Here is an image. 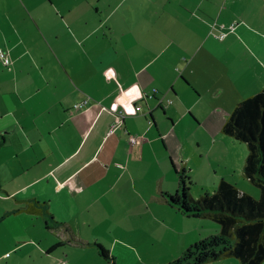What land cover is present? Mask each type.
<instances>
[{
    "label": "crops",
    "instance_id": "0c3cea01",
    "mask_svg": "<svg viewBox=\"0 0 264 264\" xmlns=\"http://www.w3.org/2000/svg\"><path fill=\"white\" fill-rule=\"evenodd\" d=\"M230 1L0 0V48L9 57L7 65L0 57L5 238L15 244L17 230L35 228L37 216L45 222L39 214L10 211L35 198L47 203L57 222L43 223L53 231L51 243L78 251L65 253L68 264H108L93 241L115 261L139 256V247L152 244L149 172L155 168L158 179L176 174V161L185 168L179 156L185 152L183 113L188 110L192 126L198 125L185 99L210 92L219 101L228 85L224 96L231 89L244 96L264 82L260 73L238 89L243 80H227L230 70H218L213 51L202 49L207 30L197 39L200 27L216 23ZM185 32L195 36L186 40ZM85 97L86 104L72 107ZM118 112L122 120L114 125ZM128 135L139 142H129ZM161 191L159 200L183 215Z\"/></svg>",
    "mask_w": 264,
    "mask_h": 264
},
{
    "label": "rangeland",
    "instance_id": "374dc122",
    "mask_svg": "<svg viewBox=\"0 0 264 264\" xmlns=\"http://www.w3.org/2000/svg\"><path fill=\"white\" fill-rule=\"evenodd\" d=\"M220 4L221 2L218 5ZM226 7V12L220 14L216 23L200 27L202 30L197 39L201 38L207 30L202 49L213 51L210 59L218 70H223V72L230 70L225 76L227 80H229L228 75H231L230 78L243 80L238 87L240 89L241 85L244 88L247 84H253V78L264 73V0H231ZM220 23L224 28L219 27ZM184 34L186 40L189 41L195 36L191 32ZM213 38L221 41L218 42ZM222 77L224 78V74ZM261 83L256 89H260ZM229 87L228 85L225 88L222 93L223 98L219 101L215 100L216 96L212 97L210 92H204L198 98L192 93L193 97L190 95L185 99L186 104L192 107L190 114L196 115L198 120V125L192 126L193 121L187 115L188 110L185 111L183 114L186 115L183 116V120L188 123L181 124L179 130L185 136V142L182 143L185 146V152L182 155L179 152V156L187 161L184 163V169L190 176L189 191L193 198H197L203 191L212 192L220 178L235 183L240 190L254 197L259 193L258 187L249 181L242 171L247 151L245 143L221 131L222 123L234 103L246 96H242L238 89V91L231 89L228 91L230 93L224 96ZM166 102V99H163L165 105ZM179 113L181 109L177 112V117ZM162 155L167 160V154L163 152ZM167 163L169 165L168 160ZM176 167L179 171L178 161H176ZM156 171L154 168L149 172V179L153 178L152 191L154 194V199L149 204V210L151 209L152 213L148 212V215L153 216V225L148 228V232L153 237L150 241L152 244L147 245L143 250L139 247L137 249L139 256L136 255L134 258L120 255L116 261L117 264L165 263L177 257L190 243L217 233L219 230L218 223L208 217L185 218L183 215L174 213L165 202L159 200L160 189L170 192L176 190L178 175L171 173L170 176L157 179ZM168 174H170L169 171ZM160 181L162 186L159 189ZM37 218L41 219L39 216ZM159 218L165 220L163 223L166 226H162ZM39 219H37L35 228L26 226L24 231L17 230V234L13 235L17 239L15 244L14 239L9 241L5 238L9 228L0 224V264H56L66 258L65 253L68 257L69 255L70 257L76 256L78 251L64 245L46 251V248L53 244L51 243L53 231L46 229L44 222H40ZM49 221H51L50 218ZM22 242L23 244H20ZM223 260H233L239 264L234 257L203 264H219ZM77 262L81 261L77 260ZM91 264L94 263L91 262Z\"/></svg>",
    "mask_w": 264,
    "mask_h": 264
},
{
    "label": "trees",
    "instance_id": "16d2710c",
    "mask_svg": "<svg viewBox=\"0 0 264 264\" xmlns=\"http://www.w3.org/2000/svg\"><path fill=\"white\" fill-rule=\"evenodd\" d=\"M122 120V119H121ZM221 131L246 145L242 165L245 177L259 189L256 197L240 190L233 182L220 178L212 192L203 191L197 198L190 194V176L181 168L174 192L161 191L165 201L186 216L208 217L219 225L217 233L187 245L172 260L160 264H203L234 257L239 264L264 261V82L260 89L236 101L224 119ZM11 212L24 211L45 216V226L53 217L47 203L27 198ZM56 242L47 251L59 246ZM97 252L108 264H117L108 248L93 241ZM68 264V263H67Z\"/></svg>",
    "mask_w": 264,
    "mask_h": 264
},
{
    "label": "built area",
    "instance_id": "2783aa9c",
    "mask_svg": "<svg viewBox=\"0 0 264 264\" xmlns=\"http://www.w3.org/2000/svg\"><path fill=\"white\" fill-rule=\"evenodd\" d=\"M0 57H1V60H2L3 64L7 65L9 63V57L7 56V54L4 53V51L1 48H0ZM153 91H154V89H153ZM144 95L147 96L146 93ZM88 101H89V98L85 97L81 101L74 102L72 107L73 108H78V107L86 104ZM166 101L170 102L171 100L167 99ZM161 102H162V100L159 99L158 100V104H160ZM121 119H122V114L120 112H118L117 115L115 116V119H114V122H113L114 125H115V123L120 122ZM114 125L113 126L111 125V127L108 128V132H112ZM128 140L131 143H138L139 142V139H137V137L134 136V135H128ZM58 264H67V262L65 260H60L58 262Z\"/></svg>",
    "mask_w": 264,
    "mask_h": 264
}]
</instances>
